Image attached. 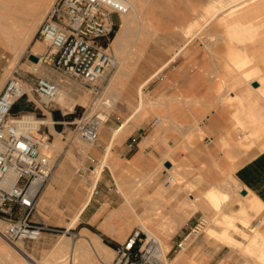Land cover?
Wrapping results in <instances>:
<instances>
[{"label":"rangeland","instance_id":"1","mask_svg":"<svg viewBox=\"0 0 264 264\" xmlns=\"http://www.w3.org/2000/svg\"><path fill=\"white\" fill-rule=\"evenodd\" d=\"M155 1H143V19L140 20L139 25H136L135 31L132 33V36H134L130 37L127 49V56L129 58L135 52L137 53V51L140 53V56L134 63L131 69L132 71L124 76L126 78L122 77L119 80L120 82L117 81L118 84L116 83L114 87L110 86V84L114 80V75L120 66L119 64L111 71L108 80L103 85L102 93L100 95H94L86 85L54 70L47 62L43 61L40 66V75H44L57 83L59 89L63 90L69 98L76 101L81 96H84L88 98L87 103L84 105L77 103L73 106V110L69 111V109H61L55 102L50 110L42 112L35 109L40 103L38 97L34 94L30 95L29 101L26 98L17 102L19 108L25 109L20 112L23 115H32L35 112L38 116L36 119L39 121L46 120L49 117L53 122V132L60 134L64 141V146L60 153L53 150L50 151L54 169L50 179L39 194L37 212L32 213L30 216L33 222L45 223L56 231L42 235V238L37 241L15 242L21 243L24 249L37 261L43 262L45 259H52L51 263L57 262L59 259L53 256V252L54 247L59 241L67 237L72 242H77L81 235H83V231L87 230L99 236L101 242L112 249L114 253H112L113 257H110L111 264H131L130 260L118 256L116 250L106 240L119 245L133 231L140 230L142 234L143 232L146 233L151 241L156 240L155 243L149 246V250L152 257L160 260H150V262L141 264H206L207 257L201 256L206 246L215 250L219 247L225 248L226 252L224 256H221L222 261L220 264H264V246H262L264 244V205L261 201L259 207L257 204L252 205L254 204L252 201H248L252 204L248 203L247 200L243 201L238 192L240 187L238 184H235L236 180L231 175L233 172L231 166L243 156L253 151L264 150V93L260 92L261 95H254V97L251 96L249 99L246 95V90L250 88V79H258L263 74L262 67L260 68L258 66L254 58L251 61L246 54L245 48L248 43L253 44L259 38L257 36L258 28L252 27L253 25L251 24H248V27L242 24L236 26L229 25L233 15L240 13L241 8L255 3L258 0L255 2H253L254 0H237L238 2L236 0ZM223 3L225 4L224 6L222 5ZM149 4L154 5L151 7ZM211 5L214 8L217 6V8L209 9L212 7ZM153 6H155L156 11H154ZM220 7H224V9L221 11L222 8L220 9ZM231 8L234 10L232 11ZM208 10H212V13L216 10L217 16L215 15L205 25V21L212 15ZM186 13L191 17L189 18ZM111 19L116 25L120 22L117 13H113ZM255 20V23L261 24L259 30L262 31L264 29L262 18ZM188 21L190 23L200 21L199 25L196 27L194 25L193 27L192 39L186 38L187 27L189 26ZM215 21L216 23H214ZM186 22L188 23L186 24ZM223 23L227 24L224 25ZM213 24L215 26L218 25L217 29L219 30L217 33L215 27H212ZM200 26L203 27L201 28ZM227 26L230 27L227 28ZM153 33L154 35H152ZM149 35L153 37L148 41L149 44L145 46L143 45V40H147L150 37ZM37 42H41L42 46H44L43 51L40 52V56H43L47 52V47L39 39L38 35L35 36L34 41L25 49L23 55L19 58L14 57L16 54L11 49L0 45V84L2 83V86L5 85L11 72L15 69L19 71V74L25 80L33 82L35 77L29 74L33 62L29 59V55L32 54L31 49ZM182 44L185 47L179 56L167 68L158 73L149 83L142 87V84L147 79L152 77L159 68L171 59L175 51ZM221 46L223 47L222 50ZM110 49L116 57V52L112 44ZM231 49L235 53L242 55L239 57H236L237 55H230L229 51ZM246 56L250 59L249 61ZM243 58L248 61L247 65H244L243 68L245 70H251L253 73L249 77L245 76L246 78L241 79L240 77L243 73L239 76L235 73L230 74L231 65L233 66L230 60L238 62ZM200 78L207 80H201L204 91L203 95L198 94ZM184 86L190 89V94L188 91L185 92L183 90ZM231 92L241 95L243 100L238 97V99H233V102H231V98L229 97ZM115 93L116 95L119 94L121 98L128 93L127 98L130 99V104L126 100L119 98L115 109L109 111L105 123L99 128V141L93 145L87 143L81 138L77 123L81 119L99 115L103 107V104L101 105L103 99L108 94L115 97L116 95H113ZM142 98L145 100L143 105ZM218 102L224 107H221L222 109L228 111H221V108L218 107ZM248 103L250 104L249 109H251L249 111H247ZM55 115L59 117L56 119L54 117ZM215 115H223L224 118L228 119V122L231 124V129L228 135L229 137L221 139L220 141H213V145L223 153L224 160L213 163L214 169L220 174L219 182H208L211 179L210 177L203 178L199 174L198 176L195 175L199 170L206 168L204 164L199 161H196L194 164H188V162L184 163L181 158H178L180 156L179 154L188 153V148L194 149L200 145H205L207 135L201 129L200 125L207 117L215 119ZM158 118H161L160 122H158ZM170 118L173 123L170 121ZM126 119L129 121L125 128L119 131V134L115 133L113 136L114 131L111 130V127L117 130L124 124ZM147 124L149 126L155 125L158 133V138L153 141V145H162L166 148L167 152L162 154L160 158H157L151 153L149 155V163L152 164V167L146 170L138 166V151H136L135 140L138 138V128ZM163 125L167 127L165 128ZM41 132L49 135V144L55 141V134H52L48 125H45ZM172 139L179 140L180 144L171 148L168 143ZM118 149H124L125 154L120 156L117 152ZM169 157H172L171 159L175 162V171L173 172L175 176L167 172L163 165L164 161ZM91 159H94L95 162L93 163ZM105 160H107V163L109 160H113V163L104 165ZM62 162L67 164L65 169L67 178L64 180L63 188L62 190L57 188L58 192H56L53 199L44 203L42 200L43 192L52 182V178L59 164ZM96 166H103L102 179L99 181L97 188H95L88 207L81 214L75 226L70 229L68 226L75 215L74 213L86 199L90 190L93 181L91 170ZM164 170L167 174L174 177L175 181L173 183H166L167 176L163 174ZM116 175L125 177L127 182H129L127 183V193L130 196L131 207L118 219L119 221H116V228L119 227L120 236L118 239L112 240L106 236L109 234L103 232L100 228L104 220L103 216L98 217L96 220L94 217H97L98 212L105 204L107 205L108 212H112L119 210L120 205L124 203V188L119 185L120 181L117 182L119 179L116 178ZM206 184H208L207 187ZM185 186L187 189L184 188ZM109 189H113L114 192H109ZM210 189H215L220 195L227 196L223 202H227L229 205V208L227 207L228 209H226L228 219L220 215L219 212H207L203 207L197 209L199 206L189 203L188 195L192 194L200 199ZM115 191H119V194H116ZM132 193L134 194L133 197ZM200 195L202 197L199 198ZM76 196L79 199L74 209H70L68 204L74 202ZM240 202H247L249 207L246 204L242 206L243 203H241L240 210L233 212L234 206ZM244 207L248 208L244 210ZM198 211H201L206 219L205 226L200 228V235L193 238L194 240L186 252H175L174 247L172 248L174 242L181 241L198 225L199 222L196 221L188 223L190 217ZM213 212L215 213L213 214ZM185 214L189 217L187 218ZM92 215L93 217L89 220ZM178 215L186 217L187 220L181 222L179 219L182 217H178ZM244 217L248 222H245ZM13 218L19 219L20 215L17 214ZM220 219L223 221L226 219V225H231L233 222V225L235 224V226L243 230L248 236L245 235L243 237L242 234L241 236L240 231H237V233L232 232V226L228 225L229 229H227V226L224 225L225 223H221ZM0 222V228L3 230L6 223L2 217H0ZM144 224L149 227L152 236L144 230ZM209 228H213L217 233L214 232L208 235V232H212L209 231ZM251 228H255V232H251ZM223 231H227L239 243H226L225 245L224 241L226 240L221 239L218 234V232ZM159 240L160 242L162 240L163 252L158 248ZM6 242L4 240V243ZM219 243L222 245H219ZM6 244L11 247L14 243L7 242ZM77 254L78 252H76ZM79 256L78 254L74 259V264H79L83 260ZM95 258L97 261L100 259L98 256H95ZM255 259L260 260V262ZM80 264L87 263L81 261ZM103 264H107V262L103 261Z\"/></svg>","mask_w":264,"mask_h":264},{"label":"built area","instance_id":"2","mask_svg":"<svg viewBox=\"0 0 264 264\" xmlns=\"http://www.w3.org/2000/svg\"><path fill=\"white\" fill-rule=\"evenodd\" d=\"M127 9L115 0H55L36 33L47 47V52L38 60L86 85L92 94L100 95L118 64L110 48L121 23V14ZM113 13L119 16L117 25L111 19ZM32 65L29 74L35 77L33 82L25 80L15 69L0 91V217L6 223L1 235L12 244L37 241L42 235L56 231L45 223L30 219L32 213L37 212L39 194L54 169L52 157L45 151L49 135L41 132L45 125L35 128L23 121V114L13 113L17 102L26 98L29 101L31 94L38 97L40 104L35 109L42 112L50 110L58 97L59 85L40 75V67ZM24 85L28 86L29 92ZM32 115L38 118L35 112ZM77 128L84 141L90 144L99 141L98 115L81 119ZM91 161L95 162L94 159ZM163 174L167 176L166 183L175 181L165 170ZM115 192L119 194V191ZM17 214L20 218L14 219ZM205 224L203 219L177 242L175 252H186ZM150 241L146 233L135 230L118 245L116 254L130 260L131 264L158 261L149 250L156 240ZM72 263L73 253H69L62 264Z\"/></svg>","mask_w":264,"mask_h":264},{"label":"bare ground","instance_id":"3","mask_svg":"<svg viewBox=\"0 0 264 264\" xmlns=\"http://www.w3.org/2000/svg\"><path fill=\"white\" fill-rule=\"evenodd\" d=\"M117 3L125 5L128 7L127 11L125 13L121 14V23L118 26V30L116 32V35L114 37V40L112 42V46L116 52V59L118 64L120 65L118 68L117 73L114 75V80L113 82L110 84V86L114 87L118 82H120L119 80L128 75V73L130 71H132V67L134 65V63L136 62V60L138 59V57L140 56V53L135 52L133 54L132 57H128L127 55V49H128V45H129V40L130 37L132 36V33H134V29L136 27V25L140 22V20H142V16L144 13V0H115ZM155 1V0H154ZM194 1V0H193ZM237 1V0H236ZM239 1V0H238ZM237 1V2H238ZM256 0H254L253 2H255ZM54 0H0V45H2V47H7L9 49H11L14 54H16L14 57L19 58L21 55H23L25 49L34 41L36 33L39 29L40 24L42 23L43 19H44V15H46V13L48 12L49 8L51 7V5L53 4ZM156 2V1H155ZM235 2V1H234ZM193 3V2H192ZM190 4V3H188ZM187 4V5H188ZM194 4V3H193ZM150 5V4H149ZM148 5V6H149ZM151 4L150 6L152 7ZM223 6L225 5L224 3L222 4ZM229 5V4H228ZM147 6V7H148ZM193 6V5H192ZM212 6V5H211ZM221 6V4H220ZM235 6V5H234ZM155 9V6H153ZM189 7V6H187ZM196 7V6H195ZM194 7V8H195ZM226 7V6H225ZM233 7V6H232ZM214 8V6L210 7L209 9ZM217 8V6L215 7ZM214 8V9H215ZM222 7H220L221 9ZM153 9V8H152ZM206 9V8H204ZM208 9V8H207ZM213 9V10H214ZM219 9V8H218ZM219 9V10H220ZM224 9V7L221 9V11ZM194 10V9H193ZM198 10V9H197ZM232 10V8H231ZM234 10V9H233ZM232 10V11H233ZM156 11V9L154 10ZM207 11V10H206ZM209 13H211V17L209 18L208 15V20L205 21V25L207 23H209L217 14L216 10L212 13V10H208ZM207 12V14H208ZM188 13V12H187ZM186 13V14H187ZM203 13V12H202ZM231 13V12H230ZM153 14V13H150ZM190 14V13H189ZM148 15V14H147ZM188 15V14H187ZM200 15V14H199ZM145 16V15H144ZM189 16V15H188ZM187 16V17H188ZM202 16V15H201ZM217 16V15H216ZM234 16V15H233ZM191 16H189L190 18ZM206 17V16H205ZM203 18V17H202ZM194 19V18H193ZM196 19V18H195ZM201 19V18H200ZM191 20V19H190ZM194 21V20H193ZM189 22V26L187 27V37L188 39H192L193 36V27L195 25V27L197 25H199L200 21H196L195 23H190ZM186 22V24L188 23ZM216 23V21L214 22ZM203 24V23H202ZM224 25H226L227 23H223ZM239 24V23H238ZM139 25V24H138ZM214 25V24H213ZM252 25V24H251ZM152 26V25H151ZM218 26V25H217ZM243 26H247L246 24H244ZM201 27V26H200ZM203 27V26H202ZM201 27V28H202ZM212 27H215L212 26ZM222 27V25H221ZM230 26H227V28ZM244 27V28H245ZM248 27V26H247ZM254 27V26H252ZM219 28V27H218ZM219 30V29H217ZM254 30V28H253ZM256 30V29H255ZM211 31H213L211 29ZM241 31V30H240ZM202 32V31H201ZM253 32V31H252ZM255 32V31H254ZM196 33V32H195ZM154 35V33L152 34ZM152 35H149L150 37L147 40H143V45H148V41H150V39H152ZM195 35V34H194ZM134 36V35H133ZM132 36V37H133ZM253 36V35H252ZM256 36V35H255ZM222 38V37H221ZM230 38V37H229ZM200 39V38H199ZM142 45V47H143ZM198 46V45H197ZM215 48V46H213ZM44 46H42L41 42H37L33 47H32V55H35L36 57H40V52L43 51ZM144 48V47H143ZM184 48V47H183ZM210 48V47H209ZM211 49V48H210ZM187 51V50H186ZM193 51V50H192ZM142 52V51H141ZM217 52V51H216ZM213 55V54H212ZM237 55L236 57H239L240 53H235L234 56ZM130 56V55H129ZM235 60V58H234ZM234 60H230V63L233 64V66L231 65V68H233L234 70H236L237 72H239L240 74L243 73V77L250 75L249 70H245L244 65H247L248 61L246 59L244 60H240L238 62L234 61ZM235 63H233V62ZM33 62V61H32ZM42 60H38L36 62H33L32 64L35 63V65L37 67H40L42 64ZM12 63V62H11ZM228 63V60H227ZM117 64V65H118ZM166 67V66H165ZM230 67V66H229ZM8 69V68H7ZM130 75V74H129ZM126 78V77H124ZM246 78V77H245ZM118 84V83H117ZM144 85V84H143ZM3 87V86H0ZM24 88L27 92H29L28 86L24 85ZM116 88V87H115ZM119 88V87H118ZM118 90V89H117ZM232 91V90H231ZM228 92V91H227ZM118 93V92H117ZM264 93V91L262 92ZM69 95V94H68ZM113 95H116L113 94ZM261 95V94H260ZM221 96V95H220ZM228 96V95H227ZM226 96V97H227ZM145 97V96H144ZM225 97V98H226ZM231 99V102H233V99H238L237 96H232V92L230 93L229 96ZM263 97V96H262ZM120 95H116L115 97H112L111 94L108 96H106L103 99V102L101 103V105L103 104L102 110H100V113L98 115L99 118V126H102L106 119H107V115L109 113V111H111L116 103L119 101ZM228 98V97H227ZM88 101V98L81 96L78 100H73L71 98H69V96H67V94L63 91L59 89V94L58 97L55 99L54 103L56 102L59 107L61 109H69V111L73 110V106L77 103H80L82 105L86 104ZM229 101V100H228ZM143 102H145V100L142 98V105ZM166 102V101H165ZM215 102V101H214ZM158 104V102H156ZM187 103V102H186ZM222 103V102H221ZM214 104V103H212ZM141 105V106H142ZM209 105V104H208ZM217 105V103H216ZM218 105L219 102H218ZM140 106V107H141ZM212 106V105H210ZM215 106V105H214ZM213 106V107H214ZM222 107V104L220 105ZM212 107V108H213ZM99 108V107H98ZM97 108V109H98ZM167 108V107H166ZM210 108V107H208ZM224 108V107H222ZM100 109V108H99ZM136 109V107H135ZM211 110V109H209ZM137 111H139L137 109ZM212 111V110H211ZM138 113V112H137ZM172 116V115H171ZM169 118V117H168ZM159 119V118H158ZM165 119V118H164ZM171 119V118H170ZM174 119V118H173ZM176 119V118H175ZM161 120V118L159 119ZM23 121L26 123H31L32 125L35 126V128H39L41 125H48L50 128V131L52 132V134H55V141L52 144L47 145V147L45 148L46 153L50 154V151H56L57 153H60L63 149L64 146V141L62 140V136L56 132H53L52 129V124L53 122L51 121V119L48 117V119H44V120H37L33 115H23ZM126 121V120H125ZM129 121V120H128ZM141 121V120H140ZM169 121V120H168ZM172 122V119L170 120ZM169 121V122H170ZM125 123V122H124ZM173 123V122H172ZM177 123V122H175ZM124 125V124H123ZM174 125V124H173ZM171 125V126H173ZM180 125V124H179ZM178 125V126H179ZM164 126V125H163ZM176 126V125H175ZM181 126V125H180ZM123 127V126H122ZM162 127V126H161ZM165 127V126H164ZM167 127V126H166ZM165 127V128H166ZM121 128V127H120ZM162 129V128H161ZM175 129V128H174ZM183 129V128H182ZM160 130V129H159ZM119 131V130H118ZM118 131H115L116 133ZM176 131V129H175ZM125 132V131H124ZM162 132V131H161ZM180 133V132H179ZM115 134V133H113ZM119 134V133H118ZM117 134V135H118ZM124 134V133H123ZM116 137V135H115ZM164 137V136H163ZM161 139V136H160ZM88 143V142H87ZM118 143V142H117ZM90 144V143H89ZM93 145V144H91ZM179 147V146H178ZM171 149V148H170ZM111 150V149H109ZM110 152V151H109ZM113 153V151H111ZM172 152V151H171ZM240 154V152H239ZM51 155V154H50ZM169 156V155H168ZM52 157V156H51ZM107 158V157H106ZM172 158V157H171ZM170 157L168 159H166L165 161H169L171 163V167L168 169L166 167V169L168 170L169 173H172L173 175L175 173H173L175 171V162L174 160H172ZM108 160V159H107ZM107 160H105L104 165L107 164H111L113 163V160H109L107 163ZM164 161V162H165ZM103 165V166H104ZM119 165V164H118ZM103 166H96L93 167L91 172L93 174V181H92V185L90 187V190L87 194L86 199L82 202V204L78 207L77 211L74 213V217L71 221V223L69 224L68 228H73L75 226V224L78 222L79 217L81 215V213L83 212V210L87 207V205L89 204L94 192H95V188L97 186V184L99 183V181L102 179V170H103ZM61 167V166H60ZM113 167V166H112ZM117 167V166H116ZM62 175V174H61ZM119 180H117V182L120 181V184L123 188H124V194L123 196L125 197V201L124 203L121 205L119 210H115L112 212H108V208L107 205L105 204L100 211L98 212L97 217L95 218V220L98 217L107 215L106 218L103 220V223L101 224L100 228L103 230V232L111 235L114 239H118V237L120 236V229L116 228V221L118 219H120V217H122V215L128 211V208L131 207V203H130V196H128L127 193V180L125 177H122L120 175H116ZM175 176V175H174ZM235 181V180H234ZM189 183V182H188ZM193 183V182H192ZM235 184L236 181H235ZM234 184V185H235ZM120 187V186H119ZM182 187V186H181ZM186 188V186L184 187ZM183 188V189H184ZM194 188V187H193ZM181 189V188H180ZM187 189V188H186ZM185 189V190H186ZM178 192V191H177ZM52 193V192H51ZM205 195H203V197L200 195V199H198L197 197H195L194 195L190 194L188 195V201L189 203H191V205H196L199 206L198 208L203 207L205 210L208 211H216L219 212L220 215H223V217L228 219V215L226 213V209H228L229 205L227 204V202H223L224 199H226L227 196L225 195H220L218 192H216L215 189H210L208 190L206 193H204ZM133 193H132V197H133ZM179 195V194H178ZM134 199V198H132ZM243 201L247 200L248 201H252V205H258L259 207V199L257 198V196H254L253 194H251L250 192L244 196L243 198H241ZM240 199V200H241ZM241 200V201H242ZM133 201V200H132ZM247 202H240L243 203L242 206H244V204L248 205ZM188 203V204H189ZM133 205V204H132ZM245 205V206H246ZM251 205V206H252ZM261 205V204H260ZM147 206V205H144ZM195 206V207H196ZM250 206V207H251ZM228 207V208H227ZM249 207V205H248ZM247 207V208H248ZM149 208V207H148ZM245 208V207H244ZM247 208H245L244 210H246ZM133 209V208H132ZM243 209V208H242ZM147 210V209H145ZM204 211V210H203ZM249 211V210H248ZM244 212V211H243ZM215 212H213L214 214ZM222 213V214H221ZM148 214V213H147ZM218 214V213H217ZM241 214V212H240ZM187 215V214H185ZM237 215V214H235ZM234 215V217H236ZM181 216V215H180ZM178 215V217H180ZM184 216V215H183ZM246 216V215H245ZM182 217V216H181ZM189 216L187 215V218ZM221 217V216H220ZM221 217V219L223 218ZM186 217H182L179 220L181 222H185L187 220ZM230 218V216H229ZM241 218V217H239ZM243 218V217H242ZM145 219V218H144ZM220 219V222L225 223L224 218L223 220ZM235 219V218H233ZM232 219V220H233ZM152 220V219H150ZM245 222H248V220L244 217ZM247 220V221H246ZM119 221V220H118ZM228 221V220H227ZM242 221V219H241ZM127 223H130L128 221H126ZM151 222V221H150ZM1 223V222H0ZM141 223V222H140ZM173 223V222H172ZM227 223V222H226ZM226 223L224 225H226ZM228 223H230L228 221ZM244 223V221H243ZM118 224V223H117ZM231 224V223H230ZM142 225V224H141ZM148 225V224H147ZM229 225V224H228ZM226 225L227 229H229V226H232V232H236L240 231V235L242 234L243 237H245V235H247L243 230H241L239 227L235 226V224L233 225V222L231 225ZM247 225H249L247 223ZM6 226V225H5ZM133 226V225H132ZM5 227H3L4 229ZM144 230H146V232L152 236L151 234V230L149 229V227L146 226V224L143 225ZM142 229V228H141ZM129 230V229H128ZM231 230V229H230ZM2 229L0 228V234H1ZM208 231V230H207ZM209 231L212 232H208V235H210V233H217L213 228H209ZM257 231V230H256ZM154 232V231H153ZM251 232H255V228H251ZM259 233V232H258ZM262 233V232H261ZM260 233V234H261ZM218 234L220 235L221 239H225L226 241H224V244L226 245V243L228 244H238L239 241H237L235 238H233L227 231H223V232H218ZM255 234V233H254ZM212 235V234H211ZM216 235V234H215ZM241 235V236H242ZM124 236V235H123ZM213 236V235H212ZM248 236V235H247ZM259 236V235H258ZM257 236V237H258ZM215 237V236H214ZM264 237V236H263ZM254 239H256L254 237ZM159 242V249H161L162 251V240ZM157 242V243H158ZM7 243V242H6ZM6 243H4V239L2 237V235H0V264H62V262L64 261L65 257L69 254V253H73V263L74 264V259L78 256V254L83 258V260L85 263L87 264H103L104 262H107V264H111L110 261V257L112 255V253H114L112 251V249L110 247H108L107 245L103 244L101 242V239L99 236L90 233L87 230L83 231V235H81L80 239L77 242H72L70 238H62L61 241H59V243L54 247V252H53V256L58 258L59 260L55 263H51L52 259H45L43 262L41 261H37L31 254H29L23 247V245L21 243H14L13 246L10 247V245L8 246ZM223 243V242H220ZM219 245H222L220 244ZM223 244V245H224ZM165 246V245H164ZM264 246V244L262 245ZM261 248V247H260ZM263 250V248H262ZM76 252H78V254L76 255ZM163 252V251H162ZM165 252V251H164ZM261 252V251H260ZM263 252V251H262ZM258 253V252H257ZM161 254V253H160ZM263 254V253H261ZM76 255V257H75ZM164 255V254H162ZM79 256V257H80ZM95 256L99 257L100 259H98V261L96 260ZM260 256V255H259ZM258 256V257H259ZM80 257V258H81ZM79 258V259H80ZM260 258V257H259ZM264 258V256H263ZM180 261L181 258H179ZM261 259H262V255H261ZM254 260V259H253ZM256 260V259H255ZM80 261V263H81ZM179 261V260H176ZM179 261V262H180ZM259 261L260 260H256ZM262 261V260H261ZM112 262V261H111ZM79 263V264H80Z\"/></svg>","mask_w":264,"mask_h":264},{"label":"crops","instance_id":"4","mask_svg":"<svg viewBox=\"0 0 264 264\" xmlns=\"http://www.w3.org/2000/svg\"><path fill=\"white\" fill-rule=\"evenodd\" d=\"M240 11H241L240 13H237L233 16L229 25L230 26H236L239 24H242V25L252 24L254 27L258 28L257 36H259V38L256 39L255 43H253V44L248 43L245 48H246L247 56L251 59V61L254 58L258 64V66L260 68L262 67L261 69L263 71V74L260 75L258 77V79L257 78L256 79H250V82H249L250 88L246 90V95L248 96V99H249V97H251V96L254 97V95L259 96L260 92L264 91V82H263L264 81V29L262 31H260L259 26L261 24L255 23V21H256L255 19L262 18V24L264 26V0H258L255 3H252V4H250L244 8H241ZM215 31H216V33L218 31L217 25L215 26ZM183 47H185L184 44H182L180 46V48L175 51V53L173 54V56L171 57V59L167 63H165L161 68H159V70L152 77L147 79L143 84L145 85V84L149 83L158 73H160L162 70L167 68L169 66V64L179 56ZM222 48L223 47L221 46V50H222ZM243 52H245V51H243ZM229 53L232 56H234V54H235V52L232 49L229 51ZM247 56H246V58L249 61L250 59ZM244 59L245 58H243L242 60H244ZM249 72H250V75L253 73V71H251V70H249ZM234 73L237 76L240 75L239 72H237L236 70L231 68L230 74L232 75ZM240 78L243 79L244 77L241 75ZM201 80L207 81L206 79L200 78V88L198 89L199 95L204 94V91L202 88L203 84L201 83L202 82ZM256 82L259 85L258 87L253 86V84ZM143 84H142V87L144 86ZM0 86H2V83L0 84ZM2 88L0 87V89H2ZM183 90L185 92L188 91L190 94V89H187L185 86H184ZM127 94H125L124 97L120 98V99L126 100L128 102V104H130V99L127 98L128 97ZM232 96H237L243 100V97L239 94H234L232 92ZM220 105L218 107L221 108ZM249 106H250V104L248 103L247 111L251 110V109H249L250 108ZM115 107H116V105H115ZM115 107L112 109V111L115 109ZM220 110L221 111H228V110H224L222 108ZM253 115L256 117V115L254 113H253ZM158 122H160L159 119H158ZM127 123H128V120L126 119L124 125H122L123 127L121 126V128H118L117 130L114 127H111V130L114 131V133H116L115 131H118V130L121 131L125 128ZM200 126H201V129H203L205 134L207 135V137L205 139V145H200L194 149L188 148L189 152L186 154H184V153L179 154L180 156L178 159L181 158L184 163L188 162V164H194L196 161L201 162L202 164H204L206 166V168L199 170V172H196L195 175L198 176V174H199V176H201L203 178L210 177L211 179L208 182H213V181L219 182L220 174L214 169L213 163L214 162L215 163L222 162L224 160V155L216 146L213 145V141L214 140L220 141L221 139L229 137L228 135L230 134L231 124L228 122V119L223 117V115L222 116H216L215 115V119H212V118L210 119L207 117L206 120ZM113 136H114V134H113ZM157 138H158V133L156 131L155 125L149 126L147 124L141 128H138V138L135 140L136 151H138V166L147 170V169L152 167V164L149 163V160H150L149 155L151 153H153V155L156 156L157 158H160L162 156V154L167 152L166 148L164 146H162V145L154 146L153 145V141L157 140ZM183 143H185V142H183ZM168 144L170 145L171 148H174L180 144V141L179 140L176 141V140L172 139V141H170ZM117 152L120 156H123L125 154L124 149H118ZM233 152L235 153V151H233ZM165 162H169V161H165ZM66 166H67V164L65 162H62L59 164V166H58V168L54 174V177L52 178V182L47 186L46 190L43 192L42 200L44 203H47V202H49L50 199H53L56 192H58L57 188H60V190H62L64 180L67 178V176L65 175ZM231 169H233V172L231 173V175L237 181V184L240 187L238 192L240 193L241 198H243L244 196H246L250 192L254 196H257L259 201H261L262 204L264 205V150L253 151L250 154L243 156L240 160H238L234 165L231 166ZM166 171L168 172L167 169H166ZM207 186H208V184H206V187ZM96 188H97V186H96ZM112 191L113 190H109V192H112ZM78 199H79L78 196H76L75 201L68 204V207L70 209H74V206H75L76 202L78 201ZM88 205H87V207H88ZM121 205H120V207H121ZM240 208H241V205L239 203V204L234 206L232 211L233 212L238 211V210H240ZM85 209L83 210V212L85 211ZM205 211L208 212V210H205ZM106 216L107 215H104L103 219H105ZM92 217H93V215L90 216L89 220ZM94 218H96V217H94ZM203 219H205L204 214L201 211L200 212L198 211L190 217L188 223H190L191 221L200 222ZM106 236L112 240H115L110 235H106ZM176 243L177 242H174L172 248L174 247V245ZM225 252H226V250L224 247H219L215 250L213 248L206 246V248H204V251H203L201 256L207 257L206 264H220V262L222 261L221 256H224Z\"/></svg>","mask_w":264,"mask_h":264},{"label":"trees","instance_id":"5","mask_svg":"<svg viewBox=\"0 0 264 264\" xmlns=\"http://www.w3.org/2000/svg\"><path fill=\"white\" fill-rule=\"evenodd\" d=\"M22 100V99H21ZM22 110H25V109H22V108H19L18 106H17V104L14 106V108H13V113L14 114H18V113H20ZM56 119L59 117L58 115H55L54 116ZM106 242L112 247V248H114V249H116L117 247H118V244H116V243H113V242H109V241H107L106 240Z\"/></svg>","mask_w":264,"mask_h":264},{"label":"water","instance_id":"6","mask_svg":"<svg viewBox=\"0 0 264 264\" xmlns=\"http://www.w3.org/2000/svg\"><path fill=\"white\" fill-rule=\"evenodd\" d=\"M29 59L31 60V61H33V62H36V61H38V57H36L35 55H29ZM253 86L254 87H258L259 85H258V83L256 82V83H254L253 84ZM165 167H167V168H170L171 167V163L170 162H166L165 163ZM244 194V193H243Z\"/></svg>","mask_w":264,"mask_h":264}]
</instances>
